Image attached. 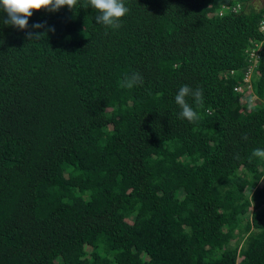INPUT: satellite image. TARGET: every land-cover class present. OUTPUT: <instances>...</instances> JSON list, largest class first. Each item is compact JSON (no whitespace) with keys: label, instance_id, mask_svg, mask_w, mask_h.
Instances as JSON below:
<instances>
[{"label":"trees","instance_id":"trees-1","mask_svg":"<svg viewBox=\"0 0 264 264\" xmlns=\"http://www.w3.org/2000/svg\"><path fill=\"white\" fill-rule=\"evenodd\" d=\"M252 1L124 0L118 30L79 4L25 30L0 12V264H264ZM35 23L55 31L26 40ZM182 85L203 88L195 123Z\"/></svg>","mask_w":264,"mask_h":264},{"label":"clouds","instance_id":"clouds-1","mask_svg":"<svg viewBox=\"0 0 264 264\" xmlns=\"http://www.w3.org/2000/svg\"><path fill=\"white\" fill-rule=\"evenodd\" d=\"M78 4L83 8L91 7L92 9H95L98 13V15L94 17L95 23L114 30H118L122 27V18L129 12V8L126 7L124 0H83V2H81V0H0V12L6 14V19L2 20L4 25L25 30L28 26V20L33 12L40 10L56 12L63 7L74 9ZM32 28L34 30L44 29L43 32H27L25 39L33 42L45 38L48 32L55 31L54 28L47 26L46 23H35L32 25ZM0 43H2V41H0ZM250 76L251 73H249L247 80L250 79ZM143 82V76L135 70L124 75L122 80L119 81L120 85L127 89L142 86ZM189 96L193 98L195 104H202L204 100L203 88L198 86L193 89L188 85L180 86L174 97L175 104L178 105L180 109L177 113V118L187 120L190 123H195L200 119V116L186 99V97ZM243 139H247L246 134L243 136ZM253 157L264 160V149H253L250 159ZM235 158L238 159V155Z\"/></svg>","mask_w":264,"mask_h":264},{"label":"built area","instance_id":"built-area-1","mask_svg":"<svg viewBox=\"0 0 264 264\" xmlns=\"http://www.w3.org/2000/svg\"><path fill=\"white\" fill-rule=\"evenodd\" d=\"M259 28H260V31L263 32L264 34V18L262 19V21L260 22L259 24ZM264 42V40L261 42L260 46L259 45H256L255 47H257L258 49H261V45L262 43ZM257 58V52H255L253 49L251 50V54H250V60L251 59H256ZM249 73H251V70L248 71V75ZM248 75H247V78H248Z\"/></svg>","mask_w":264,"mask_h":264},{"label":"rangeland","instance_id":"rangeland-1","mask_svg":"<svg viewBox=\"0 0 264 264\" xmlns=\"http://www.w3.org/2000/svg\"><path fill=\"white\" fill-rule=\"evenodd\" d=\"M251 5L253 6V7H255V8H260V7H264V0H253L252 1V3H251ZM249 94H250V89H248V90H246ZM131 224V222H129V221H126L125 223H124V226L125 227H129V225ZM238 239L236 238L235 240H233V242H236Z\"/></svg>","mask_w":264,"mask_h":264}]
</instances>
